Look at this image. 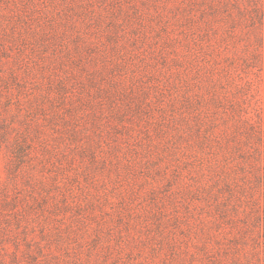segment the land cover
<instances>
[{"label": "trees", "instance_id": "trees-1", "mask_svg": "<svg viewBox=\"0 0 264 264\" xmlns=\"http://www.w3.org/2000/svg\"><path fill=\"white\" fill-rule=\"evenodd\" d=\"M177 8L181 30L158 46L168 97L152 96L160 81L150 86L138 78L128 89L113 78L75 108L98 106L94 135L132 144L122 166L133 183L131 196L147 205L133 213V202L124 199L118 220L125 244L132 230L142 233L133 237L134 247L153 251L140 264H155L162 254L172 264H264V0H185ZM26 136L7 140L1 127L0 144L11 156L7 177L0 173V264H19L22 250H44L29 225L59 207L46 190L49 177L30 172L35 151ZM95 146L102 144L85 142L78 150L95 160ZM143 171L145 182L156 184L148 192L134 187ZM227 228L237 233L230 239L226 233L229 244L221 248L223 232L217 233ZM212 238L219 250L211 248ZM95 251L114 264H137L134 250Z\"/></svg>", "mask_w": 264, "mask_h": 264}, {"label": "rangeland", "instance_id": "rangeland-1", "mask_svg": "<svg viewBox=\"0 0 264 264\" xmlns=\"http://www.w3.org/2000/svg\"><path fill=\"white\" fill-rule=\"evenodd\" d=\"M184 1L0 0V131L4 127L10 141L27 132L26 140L35 151L30 172L36 179L49 177L46 190L50 197H57L51 201L59 206L56 213L46 212L30 223V233L44 250H22L19 264H114V259L95 250H134L137 264L153 256L152 250L134 247L133 237L142 233L130 231V246L121 239L126 230L118 217L124 199L133 202V213L147 205L131 196L133 183L123 170L126 146L132 149L131 142L123 145L114 136L101 139L94 135L92 112H99L98 106L81 110L75 106H81L80 97H97L96 87L109 88L113 78L128 89L138 78L157 85L158 71H165L158 65V46L164 45L167 34L173 37L174 30H181L182 17L174 15ZM125 63L128 70L123 69ZM159 84L161 89L152 90V96L165 93L168 97L164 81ZM85 142L102 144L101 148L95 146V160L89 153L80 154L78 149ZM107 144L121 148L109 150ZM0 146V173L6 178L11 153L6 143ZM102 148L108 154L103 155ZM99 156L104 160L98 161ZM143 173L137 176L140 186L134 187L148 192L156 184L153 179L145 182ZM55 179L58 185L52 183ZM138 228L136 232L142 229ZM229 230L217 233L223 232L221 248L237 233ZM210 246L220 248L214 238ZM12 259L6 256L8 262ZM172 263L164 254L155 262Z\"/></svg>", "mask_w": 264, "mask_h": 264}]
</instances>
